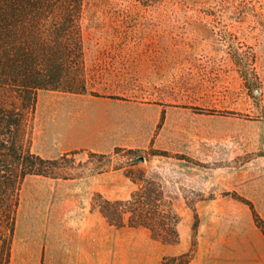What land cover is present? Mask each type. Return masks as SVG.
I'll return each mask as SVG.
<instances>
[{
	"label": "rangeland",
	"instance_id": "1",
	"mask_svg": "<svg viewBox=\"0 0 264 264\" xmlns=\"http://www.w3.org/2000/svg\"><path fill=\"white\" fill-rule=\"evenodd\" d=\"M83 29L86 93L40 91L33 123V152H79L72 176L24 181L13 245L43 243L52 206L129 199L128 173L160 183L183 222L252 217L241 199L264 217V0H86Z\"/></svg>",
	"mask_w": 264,
	"mask_h": 264
},
{
	"label": "trees",
	"instance_id": "2",
	"mask_svg": "<svg viewBox=\"0 0 264 264\" xmlns=\"http://www.w3.org/2000/svg\"><path fill=\"white\" fill-rule=\"evenodd\" d=\"M86 0H0V248L2 264H9L17 228L20 194L30 176L68 179L70 156L45 158L33 152V123L40 91L84 94L86 51L84 8ZM97 95V94H95ZM165 112H162L161 127ZM138 150L117 148L116 151ZM163 155H169L164 152ZM107 158V154L90 152ZM141 186L127 200H102L99 209L118 228L143 226L154 239L180 241L181 217L164 199L162 186L145 174L133 178ZM249 206L255 224L264 233V218L255 204ZM95 202V199H94ZM96 203V202H95ZM197 225H194V229ZM192 253L165 258L162 264H185Z\"/></svg>",
	"mask_w": 264,
	"mask_h": 264
},
{
	"label": "crops",
	"instance_id": "3",
	"mask_svg": "<svg viewBox=\"0 0 264 264\" xmlns=\"http://www.w3.org/2000/svg\"><path fill=\"white\" fill-rule=\"evenodd\" d=\"M160 114L158 109L148 112V139ZM110 136H93L83 146L99 150ZM239 215L218 218L213 214L195 229L189 221H181L180 241L164 243L154 239L146 227L118 228L110 224L96 208L81 204L66 209L52 206L46 232H42L46 240L13 245L9 264H162L165 258L188 253L192 255L185 264H264V233L253 215Z\"/></svg>",
	"mask_w": 264,
	"mask_h": 264
},
{
	"label": "bare ground",
	"instance_id": "4",
	"mask_svg": "<svg viewBox=\"0 0 264 264\" xmlns=\"http://www.w3.org/2000/svg\"><path fill=\"white\" fill-rule=\"evenodd\" d=\"M56 102H57V99H52V100H49L47 102L46 109H45V112L48 111V114L47 115H49L51 113L50 111L55 108Z\"/></svg>",
	"mask_w": 264,
	"mask_h": 264
}]
</instances>
